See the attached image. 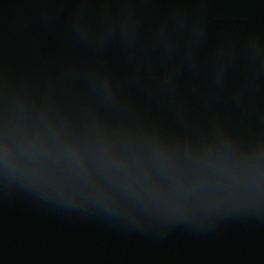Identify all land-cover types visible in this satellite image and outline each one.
<instances>
[{
	"label": "water",
	"instance_id": "1",
	"mask_svg": "<svg viewBox=\"0 0 264 264\" xmlns=\"http://www.w3.org/2000/svg\"><path fill=\"white\" fill-rule=\"evenodd\" d=\"M0 264H264V0H0Z\"/></svg>",
	"mask_w": 264,
	"mask_h": 264
}]
</instances>
